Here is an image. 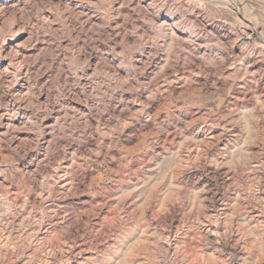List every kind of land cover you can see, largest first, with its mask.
Returning a JSON list of instances; mask_svg holds the SVG:
<instances>
[{
	"label": "rangeland",
	"instance_id": "374dc122",
	"mask_svg": "<svg viewBox=\"0 0 264 264\" xmlns=\"http://www.w3.org/2000/svg\"><path fill=\"white\" fill-rule=\"evenodd\" d=\"M37 2L0 0V264H264V0L145 16L174 67L156 56L102 129L44 67L74 0Z\"/></svg>",
	"mask_w": 264,
	"mask_h": 264
},
{
	"label": "clouds",
	"instance_id": "9594fccd",
	"mask_svg": "<svg viewBox=\"0 0 264 264\" xmlns=\"http://www.w3.org/2000/svg\"><path fill=\"white\" fill-rule=\"evenodd\" d=\"M74 3V8L62 5L60 16L55 21L48 22L49 25L55 22L61 26L54 30V54L44 67L46 69L48 63L61 64L59 74L65 80L70 79L69 99L82 97L81 102L88 108L87 118L100 121L96 127L102 129L105 120L114 118L115 107L140 103L137 93L145 87L140 77L156 56L167 55L168 67H174L172 61L176 57L169 52L168 47V41L174 39L172 25L156 26L149 23L145 28L138 22L145 16L157 17L171 7L183 6L179 5V0H151L149 11L140 7V0H74ZM45 7L46 0H38L33 5L37 18H40ZM77 8L87 11H76ZM93 17L99 23L93 22ZM65 24L70 26L65 27ZM149 35L154 39H149ZM117 36L121 39L117 40ZM65 42L69 52H65L62 46ZM146 47L152 49V52L148 54L147 62L142 61V66H137L134 54L143 55ZM116 48L120 49V59L119 63L113 64L107 54L115 53ZM57 56L62 57V60H58ZM93 58L97 61L95 64L91 63ZM75 90L79 91V96H76ZM125 93L132 95L130 101L124 99ZM63 99L65 96L62 93L59 100ZM144 107H147V102ZM73 125L75 126V122Z\"/></svg>",
	"mask_w": 264,
	"mask_h": 264
}]
</instances>
